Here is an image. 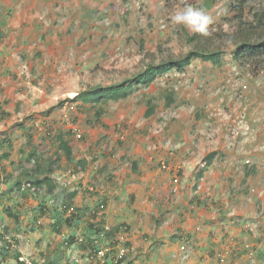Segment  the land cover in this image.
Wrapping results in <instances>:
<instances>
[{"label": "rangeland", "instance_id": "obj_1", "mask_svg": "<svg viewBox=\"0 0 264 264\" xmlns=\"http://www.w3.org/2000/svg\"><path fill=\"white\" fill-rule=\"evenodd\" d=\"M205 1L81 0L80 3L85 2V5L78 7L73 4L78 1H70V15H73L70 19H74V28L70 33V74L63 77L61 81L57 79V86L53 90L51 88V93L48 94L46 91L50 101L43 100V104H40L39 99L37 100L39 103L19 105L24 110L32 109L29 113L30 120L25 121L26 115L11 119L5 117L6 124L0 123V131L16 124L27 127V132L29 128L36 129V124L41 129L44 127V122H48L47 120L53 122L55 128H61L63 125V129L68 130V127L60 120L62 115L66 114L70 125L77 129V137L72 138L74 158L85 160L83 156L92 158L94 152L99 153V151L105 154L101 155L104 156L103 158L98 157L94 160L95 163L98 162L99 166L104 163L101 167L106 168L100 173L99 166L95 165L94 170L98 174L100 173L98 180L91 174H84L87 179L85 180L86 185L82 188L90 193L97 191L95 196L103 194L109 197L110 192L113 193L118 189L114 184H111V180L103 179L108 171L113 173V177L115 173L123 174L124 171H128V175H132L131 158L137 161L138 166L145 169L147 158L154 155L153 147L157 148L158 140L165 137L168 139L166 143L169 147L177 149L181 144L182 149L185 147L188 149V153L186 152L185 155L183 153L181 157L184 160L187 158L184 167L183 163L176 164V166L167 163L169 170L162 171L163 176L170 175L169 177H171L176 174L172 179L175 182L177 178H185L187 175L193 183L197 184L196 176L205 166V156L216 152L214 163L203 174V181L199 180L200 185L204 186L200 191L202 196L212 195L213 198L223 201L222 203H227L230 192L236 191L237 188L241 190L251 188L252 191H255L256 198H262L264 201V65L257 62H240L233 56L236 43L239 41L238 38L242 34L240 29L244 25L243 22L249 24L255 13L264 10V0H212L210 5H207ZM53 2L56 3L57 0H53ZM239 2L244 9L242 22L238 10L231 7H235ZM187 8L202 10L213 20V23L209 25L211 35L205 37L198 34L199 36L196 37L198 41L194 44L189 43L188 38L195 37L196 34L183 25L175 24L172 19L174 15ZM56 9V14L65 13L59 6ZM63 17L60 15V19ZM201 46L209 50L223 52L222 60L218 66L197 60L184 74L169 73L162 76L148 88L143 89L142 86L141 89L134 91L127 99L116 104L110 102L104 106L106 113L100 118L99 123L95 122V110L83 107L80 102H71L76 94L84 90L121 83L140 73L150 64L156 65L161 61L180 59L193 48ZM43 85L47 84L43 83ZM5 91L6 88L0 84V110L2 107H7L6 100L8 98L11 100L19 96H15L11 92L7 98ZM166 98L172 100L169 107L166 105ZM38 105H42V107ZM151 107L155 109L154 116L146 118L145 113ZM73 118H75V123H71ZM39 133L34 135L39 137L38 140L34 139L33 141L32 139L30 144L33 143L38 147V153L53 152L56 146L53 143L57 139L58 132L54 130L48 135H44L42 129ZM19 136L24 137V135ZM19 136L11 138L12 153L25 158L27 153L23 152L22 148L29 151L30 147L22 145V141L17 139ZM25 136L26 143L29 144L30 135ZM40 137L43 138L42 142ZM103 146H106L105 151L102 149ZM48 156L50 155L48 154ZM111 160L118 162L115 165L110 163ZM122 160L123 163L120 162ZM90 161L93 162L92 159ZM9 162L8 159L0 166L2 168L6 166L8 171L11 166ZM126 162L129 163L127 168L124 164ZM60 165L62 166L64 163L61 162ZM250 168L255 169L251 186L248 183V178H252L251 175H248L251 171ZM177 170L181 171V174ZM168 171H171L170 174H167ZM5 175L3 174V176ZM4 179L0 176V187ZM60 179L62 186L63 182L67 183L62 180L61 176ZM88 182L93 184V191L89 190L91 187H88ZM168 184L170 183L168 182ZM138 185L141 184L136 181H128L125 184V190L122 192L117 190V194L121 192L120 198L123 199L125 214L127 215L129 212L133 214L134 229L138 225L143 226L141 223L144 219L140 218L138 222L137 213L131 208L132 206L130 207L133 202L137 203L136 206L144 208L146 206L147 211L154 210L156 213L158 211L157 220L168 218L166 222H171L178 218L175 215L177 212L171 216L172 211H163L155 203L152 205V201L148 198L150 188L146 189L147 191L143 186L136 190L133 189ZM82 192L81 189L78 200L86 198ZM242 193L244 192L240 194ZM138 194L140 197L135 199ZM11 199L14 205L19 201ZM92 199L97 200V197H92ZM246 199L248 200V197ZM29 200H31L30 197L25 202L28 204ZM45 201L47 207H54L55 201L59 202L60 200L53 201L49 197L45 198ZM6 202L9 203V200ZM32 202L34 204H29L26 210L28 213L25 214L29 216V220L37 218L40 223H45L48 218L40 217L38 203L35 206L36 200ZM119 204L121 205V203ZM257 206L260 207V203ZM36 207L37 212L35 213L33 210ZM254 220L260 221L254 217L253 223L248 224L250 228L258 227ZM39 222L38 224H40ZM36 223L37 221L29 224ZM155 224L157 225V223ZM165 225L167 224L163 223V226ZM163 226L160 230L164 229ZM35 230L38 229L35 228ZM35 230H32V235ZM66 230H68L67 227L60 226L59 233L55 232L60 237L53 240L51 244L48 243L49 245L42 256H40L39 249L45 250L43 248L45 244L38 246V252L34 251V253L30 250L34 245L28 242L30 239L26 240L27 242L25 240L21 242L19 239L18 247L15 249L20 251L23 257L31 260L33 264H51L57 259L65 264H73L74 259L82 260V264L87 263L89 258H81L82 254L78 251L73 256L74 252L70 249L64 256L65 258H56L61 242L65 243L71 235L70 233L73 235L81 233V231L76 232L75 230L67 233ZM255 232L257 236L262 237L261 227ZM133 233L135 235V232ZM128 236L130 238V234ZM247 239L249 242L248 237ZM138 240L140 241V238ZM54 247L51 254V249ZM251 247V241L245 248L242 243V250H246L248 254L252 252ZM87 253L86 251L85 254L87 255ZM0 258V264H15V262H11L12 258L4 259L2 255Z\"/></svg>", "mask_w": 264, "mask_h": 264}, {"label": "crops", "instance_id": "obj_2", "mask_svg": "<svg viewBox=\"0 0 264 264\" xmlns=\"http://www.w3.org/2000/svg\"><path fill=\"white\" fill-rule=\"evenodd\" d=\"M70 1L74 2L75 0H57L56 3L53 0H0V39L3 41L0 47V57L3 60L0 68V84L6 88L5 94H7V98L11 92L15 96L19 95L11 100L9 98L6 100L7 107H2V110H0V123L6 124L5 117L11 119L26 115L25 119L30 118L29 113L32 109L24 110L19 105L34 104L39 99L40 104H43V100L48 101L49 98L46 91L48 94L51 93L53 88H56L57 82L70 74V33L74 28V19H70L73 16L70 15ZM76 1L78 2L73 3L76 5L75 7L85 5V2L80 3L81 0ZM58 6L63 8L65 13L61 14L59 12V15L56 14ZM60 15L64 16L63 19H60ZM43 83L47 85L44 86ZM39 107H42V105ZM26 129L27 127L24 125L17 128V130L15 129L13 133L10 132L12 134L10 135L11 138L24 135V137L19 136L17 139L22 141V145H25ZM8 130L9 128H5L4 132ZM166 137H168L167 134ZM166 140L168 139L165 137L158 140L157 148L153 147L155 149L153 151L154 155L146 160L145 169L142 166H138L137 161L131 158L130 169L132 167V175H128V171H124L123 174L115 173L113 177V173L108 171L103 179L106 181L111 180V184H114L118 188L117 190H121V192L125 190L124 187L128 181H136L141 184L133 188L135 190L136 188H141V186H143L144 190L150 188L148 198L152 201V205L155 203L163 211H172L173 214L171 216H174V213L177 212L175 214L178 217L177 219L171 222H166L168 218L157 220L158 211L157 213L154 210L151 212L147 211L145 209L147 208L146 206L145 208L136 206L137 203L133 202L130 207L132 206L131 208L137 213L138 222L140 218L144 219L143 223H141L143 226L140 227L138 225L134 229L133 214L130 212L127 215L125 214L124 204H122L123 199L120 198L122 195H120L121 192L117 194V190L113 193L110 192L108 197L103 194L95 196L93 193L86 192L84 188H78L77 195L73 198L74 205L76 207H92L96 204L92 197H97L98 199L103 196L107 199L106 211L101 217L103 225L114 228L123 224L128 227V235L130 234L129 241L132 251L121 264H219L218 254L224 250H226L225 255L229 258L228 264H264V232L261 238L254 237L247 232L244 225L245 221H252L254 217L260 219L261 216H264L263 199H257L255 191H252L251 188V190L249 188L245 190L237 188L236 191L230 192L229 201L222 203L223 201L213 198L212 195L202 196L200 191L201 187L203 188L204 186H201L199 181L196 185L187 175L185 178H177L175 182L172 179L176 174L171 177H169L170 175L163 176L164 171L160 170L161 163L167 162L169 165L173 164L174 166L183 163L184 167V164L187 163V158L184 160L181 157L183 153L184 155L186 152L188 153L186 147L183 149L182 147L180 149L169 147ZM105 148L106 146L102 147V149ZM22 150L28 153V149L22 148ZM102 154L104 152L99 151V153L94 152L92 158L83 156L87 160V169L81 174H91L98 180L100 173L105 171L106 168L101 167L104 163L99 166L98 162L95 163L96 161L94 160L98 157L100 159L101 157L103 158ZM20 158L22 157L15 156L12 153L9 159L11 166L8 172H11L13 176L17 175L16 165L19 163ZM91 159L93 162L90 161ZM61 162L65 163L64 160ZM117 162V160L110 161V163L115 165ZM120 162L123 163V160ZM124 164L126 167L129 163L126 162ZM95 165L99 166V174L94 170ZM143 171L149 172L144 173ZM169 172L167 174H170ZM68 173H60V176L67 183L63 185L65 190L60 188V192L57 191L55 198H53L54 200L59 199L61 201L62 197H64L63 195L70 194L75 190L74 187L77 186V182L72 180L73 184L71 185L70 182L72 181L67 177ZM178 173L181 174V171ZM85 178L87 179V176ZM103 179H101L102 182H104ZM252 180L254 179L248 178L250 186ZM8 185L10 187L11 184L9 183ZM81 189L83 191L82 194H85L86 198L78 200ZM5 190H7V187L2 185L0 193ZM241 192L244 193L240 194ZM32 196L35 195L29 194L28 198L30 197L31 199ZM9 197L19 201L14 205L12 199L9 200V203L5 200L6 206L11 207L14 212H18L20 216L22 215V219L18 224L12 223V219L7 218L2 213L1 207L0 219H3L4 224L13 228V231L15 230L13 233L21 239V242L30 239L28 242L34 244L30 248L31 251L38 252L37 247L45 244L43 246L45 250L39 249L40 256H42L48 245L53 240H57L60 235L54 232L50 219H47L45 223H40V229H34V235L31 232H22L28 228L26 225L33 220H29V216L25 213H28L26 210L29 204L33 205L34 202L32 201L36 199L32 198V201L29 200L27 204L25 201L28 198L21 202V198L16 195H10ZM138 197H140L139 194L135 199ZM246 197H248L249 201ZM37 203L36 200L35 206ZM259 203L260 207L257 206ZM37 207L33 212H37ZM249 214L251 215L248 216ZM163 223L167 225L163 226ZM162 226L164 229L160 230ZM68 230L65 232L70 233L77 229ZM133 232H135V235ZM245 237L246 239L244 240ZM247 237L254 245L252 247L255 253L253 260H247L246 252L242 250V243L250 242H248ZM138 238H140V241ZM48 240L50 241L48 242ZM183 247L186 248V252L182 251ZM53 249L55 247L51 249V254ZM73 252L74 256L77 250ZM108 263L111 264L112 262L109 261ZM85 264L102 263L100 261L87 260Z\"/></svg>", "mask_w": 264, "mask_h": 264}, {"label": "trees", "instance_id": "obj_3", "mask_svg": "<svg viewBox=\"0 0 264 264\" xmlns=\"http://www.w3.org/2000/svg\"><path fill=\"white\" fill-rule=\"evenodd\" d=\"M205 2L207 5H210L212 0H206ZM231 7L238 10V14L241 18L240 21L242 22L244 9L240 2L238 5H235V7ZM243 24L242 29H240L242 33L240 35L241 40L238 38L239 41L235 46V52L233 55L234 59L240 62H257L264 65V10L259 13H255L252 20L249 21V24L248 22H243ZM198 36L199 35L196 34L195 37L188 38V42L194 44L198 41L196 40V37ZM222 53L223 52L221 50L213 51L205 48L204 46L193 48L180 59L161 61L156 65L150 64L140 73L122 81L121 83L109 86H96L84 90L83 92L78 93L75 98L71 100V102H80L83 107H90L95 110V122L99 123L100 118L106 113L104 106L110 102L119 103L127 99L135 90H138L139 87L143 86L148 88L167 73H184L193 61L199 60L213 66H218L222 60ZM166 101V105H169L172 100L170 98H166ZM154 112V107L149 108L145 113V117L152 116ZM27 120H30V118L25 119V121ZM47 121L48 122H44V127L41 128L44 131V135H48L54 130L58 132L57 139L53 143L56 145L53 152L49 153V151H46L45 154L41 152L38 153V147L33 143H30L32 139L33 141L34 139L36 141L38 140L39 137H35L34 135H36L35 133H39L40 130L37 132V128L34 130L29 128L28 132H26V135H30L29 144L26 143L27 138L25 136V146L30 147V150L28 151L27 156L25 158H20L19 163L16 165V170H18L17 175L13 176L11 172H8L6 170V166H3V168L0 166V176H2L3 179L6 177L3 180L4 183L2 182V185L7 187V190L0 193V207L2 208V213L5 214L7 218L12 219V223H20V214L18 212H14L11 207L6 206L5 200H10V195H16L21 198L20 201L22 202L28 198L29 194L35 195L32 197L38 202L39 216L42 218H48L52 221L54 232L59 233L60 226L62 225L67 227V229L76 228L78 232L81 231L79 235H73L72 233L67 238L65 243L62 242V244L59 245L56 258H65L64 256H66V253H68L69 249L72 248L71 251L77 250L80 254H82L81 258H89L88 261L92 260L93 262H98L101 260V258H97L98 252L105 248L99 237V234L103 229V222L101 221L102 219H98L96 217L100 204H98V202L92 207H76L74 205L73 198L77 195L79 190L78 188H81V182L77 183V186L74 187L75 190H73L70 194L63 195L64 197L61 199V205L47 207L45 204L46 197L55 198L57 194L59 184L56 182V179L60 177V173H68V171V174L78 173L80 171L83 172L87 166L86 159L78 160L74 158L72 138H74L76 131L73 133V127L67 126L68 130L66 128H64V130L63 125L61 128H55L53 126V122H49V120ZM71 123H75V118H73ZM21 126L23 127V125ZM17 128L18 124L9 127L8 131L0 132V164H3V162H6L11 158L12 142L10 135L12 134L10 132L13 133V131ZM40 140L42 142L43 138L40 137ZM48 154L50 156H48ZM52 155L54 156L52 157ZM216 156L217 153L212 152L205 157V166L197 174L198 180L202 178L203 174L211 166ZM62 160L65 161V166L60 165ZM250 170L251 171L250 173L248 172V175H251L253 178L255 176V169L250 168ZM3 174L6 175L3 176ZM9 183L11 184L10 187L8 185ZM72 183L73 182H71V185ZM60 188L65 190L63 186ZM100 200L103 203L107 202V199L103 196L100 197ZM93 201L96 203L95 200ZM69 210L70 213H68ZM0 221L1 223H4L3 219H0ZM35 221H37L36 224H27L26 227L28 228L22 232L30 233L35 228L40 229L37 218H33L31 223ZM119 229L120 226H117L112 229V233L115 234L119 231ZM2 232L4 237L9 235L10 239H12L16 244H19V238H17L16 234L13 233L15 230L13 231V228L9 225L4 224ZM4 237L0 233V254L2 255V258H9L8 260L12 258L11 262H15V264H24L18 260L21 253L15 248L13 249V246H11L6 239L4 240ZM86 251L90 253L91 256L88 255V253L86 255ZM110 257V254L106 252L104 256L106 259L104 262L105 264H109V261L112 262L111 264H121L125 259L121 258L115 262V260ZM51 264H62V262H59V259H57V261H54Z\"/></svg>", "mask_w": 264, "mask_h": 264}, {"label": "clouds", "instance_id": "obj_4", "mask_svg": "<svg viewBox=\"0 0 264 264\" xmlns=\"http://www.w3.org/2000/svg\"><path fill=\"white\" fill-rule=\"evenodd\" d=\"M173 19V22L175 23V24H177V25H183V26H185L187 29H189L191 32H193L194 34H200V35H202V36H205V37H207V36H210L211 35V33H210V31H209V25H211L212 23H213V20H212V18L207 14V13H205L204 11H202V10H198V9H193V8H187L186 10H184L183 12H179V13H177L176 15H174V17L172 18ZM2 43H3V41H2V39H0V47L2 46ZM197 61V60H196ZM194 62V61H193ZM192 62V63H193ZM2 63H3V60H2V57H0V68H1V66H2ZM192 63H191V65H192ZM190 65V66H191ZM189 66V67H190ZM188 67V68H189ZM187 68V69H188ZM186 69V70H187ZM185 70V71H186ZM170 73H175L176 75H181V74H184V73H178V72H170ZM169 73H167V74H165V75H163V76H166V75H168ZM142 87V86H141ZM141 87H139L138 89H141ZM143 89L145 88V87H142ZM136 91V90H135ZM77 95V94H76ZM75 98V97H74ZM116 104V103H115ZM171 105V103L169 104V105H167L168 107ZM155 113V112H154ZM153 116H154V114L152 115V116H150V117H146V118H153ZM67 117V115L66 114H64V115H62V117L60 118V120H61V122H62V124L64 123L66 126H68V127H73V133H74V131H76V133H77V129H75V127L74 126H71L70 125V123H69V119H67L66 118ZM35 127L36 128H38L39 127V125L38 124H36L35 125ZM42 128V127H41ZM38 130H40V131H42V129H39L38 128ZM1 132V131H0ZM76 133H75V135H74V137H77V135H76ZM80 135L78 134V137H79ZM181 148V144H179V146H178V148L177 149H180ZM106 149V148H105ZM105 149H104V151H105ZM207 156V155H206ZM205 156V157H206ZM204 161H205V158H204ZM214 163V161L212 162V164ZM211 164V165H212ZM254 165V164H253ZM211 167V166H210ZM204 168V167H203ZM160 170L161 171H164V170H169V169H167V162H163V163H161L160 164ZM180 170V169H179ZM179 170H177V172L179 171ZM169 172V171H168ZM81 173H84V172H82V171H80V172H78V173H73V174H68L67 175V177L70 179V181H74V182H77V183H79V182H81V188L82 187H84V185H86L85 184V180H86V178H85V176L84 175H82ZM196 178H197V176H196ZM202 178H203V176H202ZM202 178H200L199 180H202ZM62 180H64V179H62ZM198 180V179H197ZM198 180V181H199ZM60 181H61V179L59 180V177L56 179V182L59 184V188H58V192H60V187H62L61 186V184H60ZM64 183L65 182H63V185H64ZM88 187H91V188H89V190L90 191H93V189L92 188H94L93 187V184H90L89 182H88ZM197 185V184H196ZM86 190V189H85ZM175 191V190H174ZM95 193H97V191H95V192H93V194H95ZM105 198V197H104ZM52 200L53 201H55L53 198H52ZM101 200H102V198H101ZM100 200V197L96 200V204L98 203V204H100V206H102L103 207V209H101L100 208V206H99V209H98V212H97V214H96V217L98 218V219H101V217H102V215L104 214V212L106 211V202L105 203H103L102 201ZM61 203H62V201H59V202H57V201H55V205H61ZM54 205V204H53ZM50 207V206H49ZM260 221L259 222H257V221H255V223H257L258 224V227L257 228H250V226L248 225V224H252L253 223V221L252 222H249V221H245V228L247 229V232L249 233V234H252L253 235V233L255 232V231H257L258 229H259V227H261L262 228V233L264 232V216L262 217V218H260L259 219ZM262 225V226H261ZM3 226H4V223H1V221H0V233L3 235V237H4V234H3ZM120 226V229H119V231L118 232H116L115 234H113L112 233V229H114V228H116V227H114V228H111V227H109L108 225H103V229H102V232H105V238H104V240H101V242L103 243V246L105 247L104 249L106 250V252H108L109 254H110V258H112L113 260H115V262H117L119 259H121V258H126L127 256H128V254L132 251V248H131V246H130V241H129V237H128V227L126 226V225H119ZM107 228V230H105ZM101 233V232H100ZM100 235V234H99ZM254 237H258V238H261V236H257V234H256V232H255V235H253ZM17 237V236H16ZM18 238V237H17ZM6 239V241H8V243L11 245V246H13V248H15L16 247V249H17V247H18V244H16L12 239H10V236L9 235H6V237H4V240ZM9 241H12L14 244L12 245ZM249 243H245L244 244V248L248 245ZM252 247H254V245H252ZM251 247V248H252ZM120 248H123L124 250H125V253L121 256L120 255ZM182 251L183 252H186V248L185 247H183L182 248ZM20 252V251H19ZM225 252H226V250H224V251H222V252H220L219 254H218V263L219 264H228V262H229V258H227V256L225 255ZM244 252H246V259L247 260H253V258L255 257V253H254V250H252V252L251 253H249L248 254V252L246 251V250H244ZM21 253V252H20ZM22 256V254L20 255V257ZM105 256V255H104ZM19 257V258H20ZM19 258H18V260H19ZM26 258V257H25ZM97 258H101V257H98L97 256ZM27 259V258H26ZM28 260V259H27ZM105 258L104 257H102L101 258V260H100V262L102 263V264H105L104 262H105ZM28 261H30V262H32L31 260H28ZM92 261V260H91ZM20 262V261H19ZM22 263H24V262H22ZM83 263V261L82 260H75L74 259V263L73 264H82ZM25 264V263H24ZM62 264H65V263H63L62 262Z\"/></svg>", "mask_w": 264, "mask_h": 264}, {"label": "built area", "instance_id": "obj_5", "mask_svg": "<svg viewBox=\"0 0 264 264\" xmlns=\"http://www.w3.org/2000/svg\"><path fill=\"white\" fill-rule=\"evenodd\" d=\"M100 208L101 209H103V207L102 206H100ZM68 213H70V210L68 211ZM105 230H107V228L105 229ZM99 237H100V240H104V238H105V232H101L100 233V235H99ZM12 245L14 244L12 241H9ZM14 246V245H13ZM105 253H106V250L105 249H103V250H101L100 252H98V257H104V255H105ZM125 253V250L123 249V248H120V255L122 256L123 254ZM19 261L20 262H24L25 264H33L32 262H30V261H28L25 257H23V256H21L20 258H19Z\"/></svg>", "mask_w": 264, "mask_h": 264}]
</instances>
